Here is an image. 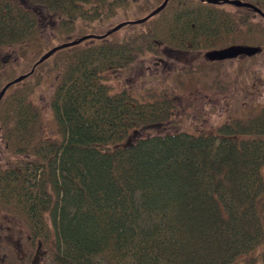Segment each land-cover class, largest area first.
<instances>
[{
  "label": "trees",
  "instance_id": "trees-1",
  "mask_svg": "<svg viewBox=\"0 0 264 264\" xmlns=\"http://www.w3.org/2000/svg\"><path fill=\"white\" fill-rule=\"evenodd\" d=\"M241 1L264 13V0ZM130 3L0 0V47H17L11 63L0 59V91L27 75L49 46L37 42L41 21L61 39L57 45L101 36L53 54L74 50L50 101L59 141L35 142L30 86L9 94L11 84L1 97L6 146L15 153L32 150L34 159L0 167V207L27 223L33 241L54 244L53 264H258L254 252L264 243V107L248 121L233 119L211 134L160 133L156 127L170 120L173 100L114 90L107 75L159 51L191 54L234 44L264 49V18L246 7L169 0L131 38L112 41L114 32L104 36L112 27H93L126 14Z\"/></svg>",
  "mask_w": 264,
  "mask_h": 264
},
{
  "label": "rangeland",
  "instance_id": "rangeland-1",
  "mask_svg": "<svg viewBox=\"0 0 264 264\" xmlns=\"http://www.w3.org/2000/svg\"><path fill=\"white\" fill-rule=\"evenodd\" d=\"M130 2L126 14L120 11V14L104 22H95L93 27L96 30H105L108 26L114 27L121 22H126L125 16L131 20L140 15L146 16L156 0H130ZM142 5H146V10L145 7L142 11L139 10V6ZM41 22L43 28L40 29L37 42L41 46L49 44L43 49L41 53L43 55L50 46H57L61 39L57 37L54 30L47 27L50 23ZM144 27L140 24L124 26L111 34L109 40L131 38ZM85 43L89 41L82 42L80 45ZM31 46L28 50L26 49L28 56L32 55L36 48L35 44ZM16 51V46L0 47V59L3 64L11 63L16 56ZM72 51L74 50L50 56L38 69L34 68L35 74L32 77L16 83L7 92L11 94L19 88L31 87L29 102L37 113L33 135L35 142L39 140L55 142L61 139L50 101L59 75L68 63L66 55ZM206 51L181 54L167 50L163 53L159 51L145 54L115 76L107 75L108 84L114 90L127 88L132 94L142 95L143 98L155 95L172 99V116L164 125L156 127V132L187 131L211 134L216 132L223 123L232 122L233 119L248 121L261 107H264V49L252 57L243 56L217 62L206 60L204 57ZM33 159L32 150L15 153L13 149L7 147L0 128V166L2 168H18L26 161ZM48 223L50 224L49 220ZM29 235L27 223L11 210L0 207V246L13 244L21 246L17 247L18 250H31L30 260L38 249V259L41 264H53L50 246L52 248L54 244L44 243L40 239L33 241ZM2 250H4L3 247L0 248V252ZM254 256L259 257L258 264H264V243L256 249ZM0 264H6V262L0 259Z\"/></svg>",
  "mask_w": 264,
  "mask_h": 264
},
{
  "label": "water",
  "instance_id": "water-1",
  "mask_svg": "<svg viewBox=\"0 0 264 264\" xmlns=\"http://www.w3.org/2000/svg\"><path fill=\"white\" fill-rule=\"evenodd\" d=\"M169 0H163V2L157 6L156 8H154L152 11H150L146 16L139 18L137 20L134 21H128V22H121L117 25H115L114 27H112L109 31L106 32V35H109L119 29H121L124 25L126 24H140L145 22L146 20H148L149 18L153 17L154 15H156L157 13H159L162 9L165 8V6L167 5ZM208 3H212V4H218V3H223V4H228V5H233V6H237V7H246V8H250L253 9L256 13H258L259 15H261L264 18V13L262 11H260L256 6H254L251 3L248 2H244L241 0H205ZM101 36H95V35H87L84 37H81L77 40L68 42V43H63L60 45H57L51 49H49L47 52H45L38 60L37 62L34 64V66L32 67L31 71L27 74L29 75L30 73L33 72L34 68L36 65L42 63L43 61L47 60L51 55H53L56 51L63 49V48H67L70 46H74L79 44L80 42L87 40L89 38H100ZM262 51V48L260 46H256V45H241V44H234V45H229L226 47H222V48H216V49H211L205 52V59L210 61V62H214V61H225V60H232V59H236L238 57H252L255 56L257 54H259ZM27 75H23V76H19L17 78H15L13 81L7 83L2 90L0 91V99L1 97L4 95V92L6 91V89L11 85V84H15L18 83L20 81H22L24 79L25 76Z\"/></svg>",
  "mask_w": 264,
  "mask_h": 264
},
{
  "label": "flooded vegetation",
  "instance_id": "flooded-vegetation-1",
  "mask_svg": "<svg viewBox=\"0 0 264 264\" xmlns=\"http://www.w3.org/2000/svg\"><path fill=\"white\" fill-rule=\"evenodd\" d=\"M19 246L20 245L16 246L13 244L12 245L4 244L0 246V248L2 247L4 248V250L0 252V259L2 260V262H6V264L8 263L9 264H41V261L38 259L39 258L38 249L35 251V255L33 256V259L30 260L31 250H18L17 247Z\"/></svg>",
  "mask_w": 264,
  "mask_h": 264
}]
</instances>
